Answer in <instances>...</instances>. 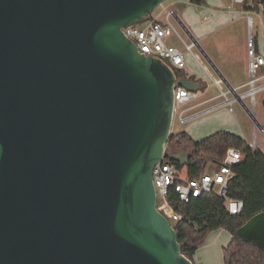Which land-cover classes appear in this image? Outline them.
Returning <instances> with one entry per match:
<instances>
[{
	"label": "water",
	"instance_id": "obj_1",
	"mask_svg": "<svg viewBox=\"0 0 264 264\" xmlns=\"http://www.w3.org/2000/svg\"><path fill=\"white\" fill-rule=\"evenodd\" d=\"M164 1L0 0V264H193L153 169L200 83L123 32Z\"/></svg>",
	"mask_w": 264,
	"mask_h": 264
},
{
	"label": "trees",
	"instance_id": "obj_2",
	"mask_svg": "<svg viewBox=\"0 0 264 264\" xmlns=\"http://www.w3.org/2000/svg\"><path fill=\"white\" fill-rule=\"evenodd\" d=\"M192 2L201 4L204 0ZM243 6L247 10L258 8L264 16L257 0H246ZM170 144L190 154L186 165L172 161L186 178L199 177L211 163H220L230 147L239 149L242 154V161L234 167L235 174L228 187L229 198L243 201L241 213L230 214L227 199L215 193H203L183 202L171 191L159 205L164 214L161 207L168 206L178 215L173 218L167 214L179 234L182 252L193 261L211 231L226 229L232 234V240L224 249L225 264H264V152L227 130H219L200 140L182 131L171 137Z\"/></svg>",
	"mask_w": 264,
	"mask_h": 264
},
{
	"label": "crops",
	"instance_id": "obj_3",
	"mask_svg": "<svg viewBox=\"0 0 264 264\" xmlns=\"http://www.w3.org/2000/svg\"><path fill=\"white\" fill-rule=\"evenodd\" d=\"M184 3L186 5L181 9V12L185 20H182L177 10L174 11H176L179 20L183 22L187 36L191 41L194 40L197 43V47L210 60L221 76V80L227 86V89L219 87L220 92L217 94H210L207 76L195 70L192 64L188 66L186 60L185 70L182 73L195 78L201 87L200 90L195 91L197 98L188 102L193 103L195 101L188 108H200L191 115L196 121L192 127L193 132H190L191 136L195 138L193 135L195 134V136H199L198 138H202L219 130H227L244 137L253 147L260 148L264 152V139L259 141V133H264V112L256 108L257 100H254L251 104L247 102L249 98L250 57L247 50L246 19L248 21L247 16L250 10H247L243 5H239L241 7H239L240 9L236 15L226 14L223 10L227 9V6L223 0H204L201 4L193 3L192 0H184ZM235 6L230 10L231 12L237 11ZM155 18L160 20L159 17ZM234 26L238 30H231L227 34V53H221L218 62L213 61L215 59H211L207 54L206 47L201 42H204V45L209 44V42L211 44V38L217 36L221 28ZM256 39L257 52L264 56V37L259 34ZM212 46L219 50L221 47L223 48V43L217 41ZM209 76L218 85L210 74ZM224 93L232 100V104L225 102ZM261 102L263 106L264 99ZM236 107L244 112L243 122L237 113L238 108ZM247 132L252 134V141L249 140ZM231 240L232 234L226 229L211 231L206 242L194 255L193 264H225L224 249Z\"/></svg>",
	"mask_w": 264,
	"mask_h": 264
},
{
	"label": "built area",
	"instance_id": "obj_4",
	"mask_svg": "<svg viewBox=\"0 0 264 264\" xmlns=\"http://www.w3.org/2000/svg\"><path fill=\"white\" fill-rule=\"evenodd\" d=\"M245 3L246 0H232V7L235 5H244ZM171 17L179 22L176 11L170 10L165 22L153 17L151 20L144 21L143 26L140 25L139 22L123 27V32L135 42L140 52L161 58L176 73L180 72L182 74L186 66V52L192 51L195 46L197 47V43L194 40L187 43L178 33L177 28L171 21ZM247 18L249 27L252 28L253 18L250 15H248ZM184 30L187 32L186 29ZM173 33H177L185 43V50L182 51L176 46L166 42V38ZM247 50L250 57L248 96L254 101L256 94L264 90V82L258 84L264 80V74H258V71L264 67V56L257 52V39L252 33L248 38ZM177 74L179 75V73ZM223 95L225 97V102L227 104H232V100L228 98L225 93ZM241 97L243 96L241 95ZM196 98L197 93L195 91L188 90L182 86H177L175 88L173 123L175 118H177L181 124H187L194 118L191 115L186 116V112L192 108L182 109V106ZM171 133H173V135L176 134V132L173 131H171ZM168 157L169 156L164 154L153 169V181L158 198L161 196L163 200H165L170 192L174 191L179 200L189 202L192 198L200 197L203 193H215L227 199L226 204L230 214L235 215L242 212L244 208L243 201L228 197L229 182L235 174L234 167L242 161V154L239 149L235 147L228 148L225 157L217 164V169L213 172L206 170L196 178H186L183 172H179L177 165ZM166 208L170 210L168 206H166ZM169 215L178 218V215L174 214L172 211Z\"/></svg>",
	"mask_w": 264,
	"mask_h": 264
},
{
	"label": "rangeland",
	"instance_id": "obj_5",
	"mask_svg": "<svg viewBox=\"0 0 264 264\" xmlns=\"http://www.w3.org/2000/svg\"><path fill=\"white\" fill-rule=\"evenodd\" d=\"M227 6V9L223 10L226 14H234L236 15L238 13V10L240 9L239 5H236L235 7L236 8V12H231L230 10H232V0H223ZM251 3V2H250ZM186 4L184 3V0H165L157 9H155V11L153 12V17H159L161 21H166V18H167V15H168V12L170 10H177L182 18V20H185L182 12H181V9L185 6ZM253 7H255V5H253ZM250 16H252L253 18V25H252V28H250L248 26V21L246 19V23H247V28H246V33L248 35V38H249V35L252 33L254 35V37H257L259 34H262L263 35V29H264V16H263V11L260 10V9H253V10H250V13H249ZM171 21L172 23L175 25V27L177 28V31L178 33L180 34V36H182V38L187 42V43H190L191 42V39L187 36L185 30L183 29V27L180 25V23L175 20L174 18L171 17ZM140 25H144V21H141L139 23ZM221 31L219 32V34L215 37H212L211 38V44L209 42V44H205L204 45V42H201L202 45L204 47H206V51H207V54L211 57V59L213 60V58L215 60L213 61H216L218 62V57L221 53L223 54H226L227 53V49H226V44H227V34L229 33V31L233 30V31H237L238 29L236 28V26L234 27H223L220 29ZM180 36L177 34V33H173L171 34L170 36H168L166 38V42L169 43V44H172V45H175L177 48H179L180 50H185L186 46H185V43L182 41V39L180 38ZM217 41H220L223 43V48L221 47V49L217 50L215 47H213L212 45L214 44V42H217ZM186 60H187V63H188V66L190 64H192L195 68V70L197 71H200L202 73L205 74V76H207V78L209 79V93L210 94H217L220 92L219 90V87H222L223 89H227V86L224 84L223 80H221V76L218 74V72L216 71L215 67L213 66V64L210 62V60L205 56V54L202 52V50L198 47H194L192 51H187L186 52ZM188 66H187V69H188ZM205 67V68H204ZM263 67L258 71V74L261 75L263 74ZM209 74L214 78V80H216V82L218 83V85L210 78ZM263 81L259 82L258 84H261L263 83ZM264 99V90L263 91H260L256 94V97H255V100L256 101V108H258V110H263L264 112V106H262V102L261 100ZM247 102L249 104H251L252 99L249 97L247 99ZM195 103V101L193 103H188V104H185L182 106V109H185V108H188V106H191ZM238 108L237 109V113L239 115V117L242 119V122H243V116L244 115V112L240 110L239 107H236ZM200 108H192V109H189L187 112H186V116H190L192 114H194L195 112H197ZM195 119H192L190 120L187 124H181L179 122V120L177 118H175V121L173 123V126H172V131L173 132H182V131H186L190 134V132H193L192 131V127L193 125L195 124L196 121H194ZM191 135V134H190ZM194 135V139L196 140H200L202 138H198L199 136H195ZM247 135H248V138L250 141L253 140V137H252V134H249L247 132ZM264 139V133H259V141H262ZM169 147L170 148H173L174 150L176 151H180L178 149H175L174 146H172L170 144V142L168 143ZM217 164L216 163H211L209 166H208V169L207 171L209 172H213L215 169H217ZM163 198L161 196H159L158 198V202H159V205L162 204L163 202ZM163 210H165V214H170V210L166 207H161ZM174 218V217H173ZM173 218L171 217L172 221H173Z\"/></svg>",
	"mask_w": 264,
	"mask_h": 264
},
{
	"label": "flooded vegetation",
	"instance_id": "obj_6",
	"mask_svg": "<svg viewBox=\"0 0 264 264\" xmlns=\"http://www.w3.org/2000/svg\"><path fill=\"white\" fill-rule=\"evenodd\" d=\"M179 75H181V73L179 72Z\"/></svg>",
	"mask_w": 264,
	"mask_h": 264
}]
</instances>
